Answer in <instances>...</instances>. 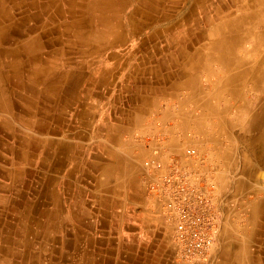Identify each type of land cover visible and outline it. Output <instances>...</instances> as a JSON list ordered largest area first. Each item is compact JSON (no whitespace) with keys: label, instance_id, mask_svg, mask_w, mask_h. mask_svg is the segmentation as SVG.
Instances as JSON below:
<instances>
[{"label":"bare ground","instance_id":"6f19581e","mask_svg":"<svg viewBox=\"0 0 264 264\" xmlns=\"http://www.w3.org/2000/svg\"><path fill=\"white\" fill-rule=\"evenodd\" d=\"M196 44L207 72L219 64L222 87L253 101L249 118L240 116L250 122L244 146L263 155L264 0H0V264L94 263L76 225L86 220L77 186L86 176L81 165L90 146L83 141L93 133L94 100L83 91L87 85L73 87L111 86L125 70L121 89L146 88L134 81L136 72L165 68ZM116 164L121 160L101 167L103 178ZM253 208L247 240L264 232V195ZM245 246L244 264H261Z\"/></svg>","mask_w":264,"mask_h":264},{"label":"crops","instance_id":"0c3cea01","mask_svg":"<svg viewBox=\"0 0 264 264\" xmlns=\"http://www.w3.org/2000/svg\"><path fill=\"white\" fill-rule=\"evenodd\" d=\"M197 47L198 44L192 46L187 56L173 55L172 63L165 68L155 72L147 69L136 72L134 81L146 88L137 86L107 92L109 86L104 81L81 82L73 87L78 90L87 85V90L83 91L93 100L105 96L112 99L103 105L94 101L93 133L83 141L90 147L85 149L88 153L84 158L86 164L81 165L86 176L79 181L77 188L83 191L86 223L82 220L76 225L88 238L83 242L86 249L94 254V263L90 264H182L173 256L171 239L157 227L158 222L147 210L142 180L144 160L157 159L166 166L172 155L182 166L200 172L210 171L216 183L213 201L219 208L221 221L217 241L208 254V264L218 258L221 261L222 255L227 253L231 256L229 264H244V245L252 259L264 264V232L254 240H247L253 226L254 203L262 200L264 195V183L254 176L258 171L264 172V154L254 153L244 146L250 142L246 131L250 122L240 121L241 113H246L249 118L254 103L251 99L245 102L235 99L228 86L223 88L219 72L222 67L216 69L213 64L210 75L205 57L195 51ZM244 108L245 112H242ZM100 123L104 124L103 129H100ZM98 143L103 144L105 151L96 147ZM186 148H195L198 157L185 159ZM119 159L121 165L116 166L120 175L116 170L112 176L103 178L101 167L112 166ZM66 168L62 166L59 170L61 178ZM250 191L256 192L252 199L246 195ZM62 199L67 198L63 196ZM252 244L254 250L249 252L248 246Z\"/></svg>","mask_w":264,"mask_h":264},{"label":"built area","instance_id":"2783aa9c","mask_svg":"<svg viewBox=\"0 0 264 264\" xmlns=\"http://www.w3.org/2000/svg\"><path fill=\"white\" fill-rule=\"evenodd\" d=\"M183 156L197 158L198 153L189 148ZM144 164L145 189L155 212L171 227L175 259L180 263L203 264L217 241L221 221L213 201V175L182 166L173 155L166 166L157 159Z\"/></svg>","mask_w":264,"mask_h":264},{"label":"rangeland","instance_id":"374dc122","mask_svg":"<svg viewBox=\"0 0 264 264\" xmlns=\"http://www.w3.org/2000/svg\"><path fill=\"white\" fill-rule=\"evenodd\" d=\"M246 45H249L250 46V44L249 43H246ZM248 57H249V59H250V56L249 55H247ZM214 67L217 69V68H221V66L219 65V64H214ZM126 71L125 70H118V72L114 75V79H113V81H112V85L111 86H109L106 90H107V92H108V90L109 89H112V90H117V89H119L120 88V83H121V81H122V79L123 78H125L126 77ZM96 89H98V88H95V90ZM249 95V96H248ZM251 95V96H250ZM247 96L250 98V97H252V92L251 91H248L247 92ZM94 101H95V103L97 104V103H99L100 105H103V104H108V103H110L111 101H112V99L111 98H109L108 96H105L104 98H98V97H94ZM144 166V165H143ZM144 168H145V166H144ZM146 172H147V170H146V168H145V173L143 174L144 176L142 177V180H143V187H144V192H145V196H146V199H147V210H149V212H150V214L155 218V220H156V223H157V227L160 229V230H162L163 231V233L165 234V236L168 238V239H171V227H169V226H167V225H165L164 223H163V220H162V218H160L159 217V215H157L153 210H152V207H151V205H150V202L152 203V201L150 200V197L147 195V191H146V189H145V183H144V179H145V176H146ZM259 172V171H258ZM257 172V174H256V177H257V180H260V182H262V183H264L263 182V177L264 176H262V175H264V172L262 173V172H259L258 173ZM262 177V178H261ZM260 178V179H259ZM216 184V183H215ZM251 193V194H250ZM254 194H256V192L255 191H250V192H247L246 193V195L250 198V197H252ZM255 196V195H254ZM150 201V202H149ZM172 242V241H171ZM249 247V252L251 251V252H253V250H254V245L252 244V245H250V246H248ZM174 256V255H173ZM172 258V257H171ZM175 258V257H174ZM215 259V258H214ZM176 260V259H175ZM216 261H211V263H209V264H216L218 261V263H222V264H229V261L231 260V256H230V254H223L222 255V259H221V261H220V258H218V259H215ZM177 261V260H176ZM178 262V261H177ZM213 262V263H212ZM182 264H187V263H182ZM203 264H208V260L206 261V262H204Z\"/></svg>","mask_w":264,"mask_h":264}]
</instances>
